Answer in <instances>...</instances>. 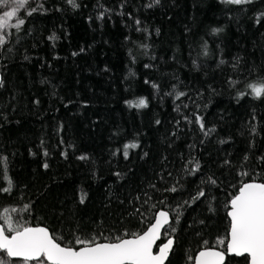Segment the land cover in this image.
<instances>
[{"label":"trees","instance_id":"1","mask_svg":"<svg viewBox=\"0 0 264 264\" xmlns=\"http://www.w3.org/2000/svg\"><path fill=\"white\" fill-rule=\"evenodd\" d=\"M37 3L46 11L26 16V9L19 15L26 23L18 32L8 29L0 47V158H7L0 159V211L15 208L14 218L65 240L120 235L142 231L157 210L177 207L200 185L207 198L181 209L167 264H193L205 240L226 244L231 196L242 182H264V98L236 99L249 83L264 80V20L254 22L264 0L240 6L161 0L151 8L153 0H77L75 9L66 0H30L29 7ZM53 33L55 41L48 39ZM174 89L187 96L176 100L168 95ZM141 97L147 108L127 103ZM197 113L215 132H201ZM130 142L139 147L125 159ZM196 160L201 169L189 175ZM209 176L217 185L202 184ZM177 179L181 191H162ZM167 239L164 232L160 243Z\"/></svg>","mask_w":264,"mask_h":264},{"label":"snow or ice","instance_id":"2","mask_svg":"<svg viewBox=\"0 0 264 264\" xmlns=\"http://www.w3.org/2000/svg\"><path fill=\"white\" fill-rule=\"evenodd\" d=\"M66 2L74 9L80 7L77 0H66ZM160 2L161 0H153V3H149L147 7L151 8L154 5H159ZM220 2L240 6L251 4L254 0H220ZM29 5L30 0H0V47L7 43L8 29L11 28L18 32L26 23L25 18L18 15L21 10L27 9L26 16H32L38 11H46L42 4L37 3L35 7H29ZM103 18L104 13L102 12L98 19ZM262 20H264V12L256 15L254 22L260 25ZM135 24L139 26L141 21L136 19ZM137 30L140 31L141 29L137 27ZM222 30L221 28H213L212 32L220 33ZM48 39L55 41L58 37L53 33ZM141 47L147 48L148 46L141 45ZM208 54V48L205 44L203 55L207 56ZM73 55H77V53H73ZM193 63L196 62L193 61ZM221 63H224V61H221ZM145 67H150V65H145ZM145 83L150 82L146 80ZM228 83L235 87L238 81L229 78ZM3 86L4 80L0 77V87ZM151 86L154 89H159V85L156 83H151ZM247 87L250 90L249 92H237V102L249 94L257 100L264 98V80L249 83ZM173 94L176 100L187 96L186 92L175 91V89L173 93H168V95ZM36 103L38 104L39 101H36ZM127 103L130 107L137 109L148 107V100L144 97ZM177 110H179V106ZM184 119L188 120L189 123L193 122L187 116ZM193 119L205 136L215 132V127H206L203 115L194 114ZM255 119L256 117L253 114L252 120ZM155 123L159 125L161 121L156 120ZM178 123L179 121H177ZM250 131L253 135L257 134L255 127H252ZM219 142L221 144L227 143L226 140ZM138 147L137 142L125 144L123 147L124 158H128L129 149ZM48 154L46 150L43 153L44 156H48ZM144 155L147 156L148 153L145 152ZM0 159L3 163H7L6 157ZM79 159L85 160L88 157L81 155ZM247 160L248 157L245 156L244 161ZM259 160L264 162V156L259 157ZM188 163L192 164L193 161L189 160ZM223 163L224 165H230L231 161L225 159ZM48 167V163L45 162L43 168L47 169ZM200 169V162L196 160L194 167L190 170L186 169V171L189 175H195ZM115 175L119 177L121 174L117 172ZM168 175H171V173ZM240 175L248 176L249 173L242 171ZM205 183L217 185V180L209 176L206 181H202V184ZM9 185H11L10 179ZM151 187L155 188V185L153 184ZM182 188L183 185L177 179L175 183L165 187L162 191L177 193ZM2 191L8 193L10 187H5ZM86 198L87 193L82 192L79 203L84 204ZM206 198L207 193L204 187L198 185L197 191L175 208L165 210L167 207L165 201H160L159 203L165 206L157 210L150 219H147V226L142 231H126L120 235L112 236H104L103 233L91 236L74 234L73 238L68 240H65L62 235L50 231L48 227L30 226L27 221L14 218L11 213L17 212V209L5 207L0 211V253L3 254L0 255V264H12L10 258H19L25 264H165L175 244V238L172 234L176 231L174 225L180 222L181 209L184 206L191 207L197 201ZM136 199L139 200L140 197L137 196ZM144 203L147 204L148 200H145ZM156 207V204L151 205L153 209ZM229 207L230 210L227 215L230 220L227 243L225 244V239H219L215 246H209L207 240L203 241L204 247L194 258L193 264H226V262L230 264L228 260L230 256L244 258L246 264H264V182H257L256 180L242 182L236 193L231 196ZM23 208L28 211L31 205L26 204ZM136 211L139 212L140 210L136 209ZM209 211H212L211 207H209ZM200 223L203 224L204 221L201 220ZM162 230L168 235L167 242L159 246L154 253L153 249L156 246V241L160 239ZM101 237L103 240H101Z\"/></svg>","mask_w":264,"mask_h":264},{"label":"water","instance_id":"3","mask_svg":"<svg viewBox=\"0 0 264 264\" xmlns=\"http://www.w3.org/2000/svg\"><path fill=\"white\" fill-rule=\"evenodd\" d=\"M0 77H2L1 71H0ZM229 219H230V218H229ZM35 226H40V225H35ZM41 227H44V226H41ZM164 232H165V231L162 230V232H161V236H160V239H158V240L156 241V246H155L154 249H153L154 253L157 251V249H158L159 246H161V245H163L164 243L167 242V240H166V241L160 243V241H161V239H162V236H163ZM159 243H160V244H159ZM174 246H175V244H174ZM174 246H173V249H174ZM172 251H173V250H172ZM200 251H201V250H200ZM171 253H172V252H171ZM171 253L169 254V258H170V256H171ZM198 253H199V252H198ZM198 253H197V255H198ZM230 257H235V256H230ZM169 258H168V260H169ZM12 259L20 260L19 258H12ZM167 262H168V261H166L165 264H167Z\"/></svg>","mask_w":264,"mask_h":264},{"label":"rangeland","instance_id":"4","mask_svg":"<svg viewBox=\"0 0 264 264\" xmlns=\"http://www.w3.org/2000/svg\"><path fill=\"white\" fill-rule=\"evenodd\" d=\"M26 10V9H25ZM25 10H21L20 13H18V15H20L21 13H23ZM0 255H3L2 253H0ZM12 261V264H25V262L21 261V260H17V259H12L10 258Z\"/></svg>","mask_w":264,"mask_h":264}]
</instances>
